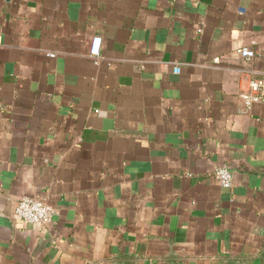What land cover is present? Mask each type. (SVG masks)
<instances>
[{
  "label": "crops",
  "instance_id": "0c3cea01",
  "mask_svg": "<svg viewBox=\"0 0 264 264\" xmlns=\"http://www.w3.org/2000/svg\"><path fill=\"white\" fill-rule=\"evenodd\" d=\"M263 75L264 0H0V264H264Z\"/></svg>",
  "mask_w": 264,
  "mask_h": 264
},
{
  "label": "built area",
  "instance_id": "2783aa9c",
  "mask_svg": "<svg viewBox=\"0 0 264 264\" xmlns=\"http://www.w3.org/2000/svg\"><path fill=\"white\" fill-rule=\"evenodd\" d=\"M101 47V36H93L89 42L88 55L95 63L100 57ZM237 52L246 59L254 56V52L248 47H240ZM173 71L177 73L178 69L174 68ZM239 98L246 110L255 103H264V75L249 78L246 88L239 92ZM213 176L225 188H230L233 185V173L228 167H217ZM54 213L55 209L42 197H22L15 208V216L18 219L33 225L48 223Z\"/></svg>",
  "mask_w": 264,
  "mask_h": 264
}]
</instances>
